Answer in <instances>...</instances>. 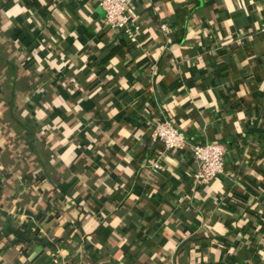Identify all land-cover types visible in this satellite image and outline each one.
Segmentation results:
<instances>
[{
  "label": "crops",
  "instance_id": "obj_1",
  "mask_svg": "<svg viewBox=\"0 0 264 264\" xmlns=\"http://www.w3.org/2000/svg\"><path fill=\"white\" fill-rule=\"evenodd\" d=\"M99 1L0 0V264H264V0ZM162 118L224 173L153 169Z\"/></svg>",
  "mask_w": 264,
  "mask_h": 264
},
{
  "label": "built area",
  "instance_id": "obj_2",
  "mask_svg": "<svg viewBox=\"0 0 264 264\" xmlns=\"http://www.w3.org/2000/svg\"><path fill=\"white\" fill-rule=\"evenodd\" d=\"M137 0H100L99 4L104 10L105 26L122 31L132 43L138 41L140 26L133 21L131 10ZM161 30L169 33L171 28L166 24ZM260 32L264 34V21L260 24ZM251 39L252 36L248 35ZM154 143H160L162 147L157 151L152 168L164 171L163 159L168 152L178 151L189 153L193 158L196 168L191 174L194 191L204 188L217 180L225 171V159L228 146L220 141L190 142L185 134L180 131L171 120L162 118L153 124L149 135ZM57 264H81L80 262L61 261Z\"/></svg>",
  "mask_w": 264,
  "mask_h": 264
},
{
  "label": "trees",
  "instance_id": "obj_3",
  "mask_svg": "<svg viewBox=\"0 0 264 264\" xmlns=\"http://www.w3.org/2000/svg\"><path fill=\"white\" fill-rule=\"evenodd\" d=\"M45 8H47L48 6L45 4V6H44ZM13 36H15V34L13 35ZM65 61V60H64ZM9 95H11L10 96V98L6 101V105H8L9 107H10V114H11V116H13V111H12V109L14 108V106H15V101H14V90H9ZM14 119V118H13ZM25 136H24V139L26 140V142L28 141V140H30L32 137H34V134H33V132L28 128V126H25ZM25 140H24V142H25ZM31 145V144H30Z\"/></svg>",
  "mask_w": 264,
  "mask_h": 264
}]
</instances>
